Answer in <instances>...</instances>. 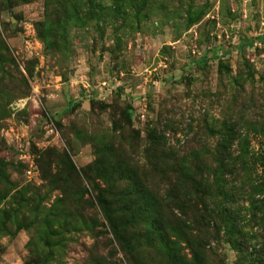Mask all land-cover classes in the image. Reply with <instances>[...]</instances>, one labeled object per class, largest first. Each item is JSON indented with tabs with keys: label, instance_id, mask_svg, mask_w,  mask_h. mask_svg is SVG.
<instances>
[{
	"label": "rangeland",
	"instance_id": "1",
	"mask_svg": "<svg viewBox=\"0 0 264 264\" xmlns=\"http://www.w3.org/2000/svg\"><path fill=\"white\" fill-rule=\"evenodd\" d=\"M263 201L264 0H0V264H235Z\"/></svg>",
	"mask_w": 264,
	"mask_h": 264
},
{
	"label": "trees",
	"instance_id": "2",
	"mask_svg": "<svg viewBox=\"0 0 264 264\" xmlns=\"http://www.w3.org/2000/svg\"><path fill=\"white\" fill-rule=\"evenodd\" d=\"M235 140L236 138L234 136V128L232 126H229L227 129L224 128L223 130H221L220 143L216 146L219 152L218 154L219 167L220 169H223L225 167L228 168V165H230L231 168H237L247 171L248 168L247 161L246 159H244L246 152H243L242 154L238 155L232 162H230V164H228V160H226V155L228 154L229 150L232 148ZM220 184L217 183L218 186L214 191H217V194L219 196L231 195L223 192L227 184L225 183L222 185V179ZM252 189L254 190V192H258V191L262 192L261 185L252 186ZM194 191H196V189H194ZM97 201L103 207L104 211L106 213H109L107 209L106 200H104V198L99 194H97ZM261 206H264V201L261 204ZM209 213L211 214L212 210H209ZM227 214H228L227 210L223 209L222 211H220L219 215L222 216L223 219L228 222V224L226 222L225 233L228 236L229 241L234 245V249L240 255V259L235 264H264V236L261 235V237L258 238L259 241H256L257 243H254L255 245L252 251H249V247L247 246V239L254 240L255 236L252 234L248 235L243 233L242 229L238 227V224L234 220L232 221L227 216ZM261 221H262V226L264 227V217L261 219Z\"/></svg>",
	"mask_w": 264,
	"mask_h": 264
},
{
	"label": "built area",
	"instance_id": "3",
	"mask_svg": "<svg viewBox=\"0 0 264 264\" xmlns=\"http://www.w3.org/2000/svg\"><path fill=\"white\" fill-rule=\"evenodd\" d=\"M28 173H30V172H28Z\"/></svg>",
	"mask_w": 264,
	"mask_h": 264
}]
</instances>
